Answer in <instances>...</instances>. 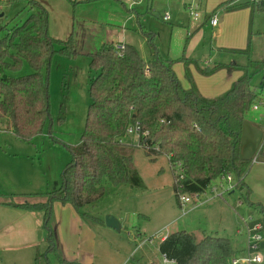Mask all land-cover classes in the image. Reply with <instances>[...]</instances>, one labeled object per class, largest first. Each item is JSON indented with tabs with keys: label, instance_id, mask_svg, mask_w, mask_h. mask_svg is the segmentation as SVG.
Masks as SVG:
<instances>
[{
	"label": "rangeland",
	"instance_id": "1",
	"mask_svg": "<svg viewBox=\"0 0 264 264\" xmlns=\"http://www.w3.org/2000/svg\"><path fill=\"white\" fill-rule=\"evenodd\" d=\"M230 1H235V5L249 1V6L227 11L224 4ZM240 2L143 0L134 5L132 0H49L46 8L51 35L64 41L72 36L75 51L71 55L55 53L50 67L43 71V75L50 77V117L42 132L32 138H19L12 131L9 118L0 116V202L15 198H20L18 202H42L47 192L61 187L62 174L72 159L71 148L81 141L91 103V55L104 45L114 43L118 47L122 41L134 45L140 56L149 60L153 58V51L141 32L150 31L155 34L158 54L164 61L175 63L176 73L184 84H188L181 60L184 57L198 62L201 68L220 62L264 58V13L253 12L250 0ZM26 5V0H0V26L24 20L30 13ZM192 11L199 13L198 20L194 19ZM167 12L170 20L163 19ZM210 15H216L219 24L223 18L224 22L213 27L209 23ZM188 34L192 35L189 40ZM250 42L247 55L230 51L244 49ZM188 68L192 70L199 92L212 98L230 89L241 76L239 71L226 68L204 76L195 63ZM30 72L31 68L25 63L19 71L4 73L21 76ZM251 85L258 91L254 104L264 93V73H254ZM247 118L264 129L263 106L259 110L252 107ZM127 140L135 146L134 164L143 180V188L135 192L127 184L115 187L104 182L108 194L85 209L96 219L81 216L78 224L63 204L54 203L50 223L56 228L58 239L66 237L70 245L80 251L91 242L89 249L84 250L87 254L83 260L85 264H162L164 256L158 249L161 237L182 230L194 232L198 239L208 233L230 237L233 248L240 250L246 246L245 221L248 225L264 224V211L249 206L246 200L249 197L264 206V162H254L246 178L252 190L249 195L245 186H237L234 181V188L227 190L226 181L217 179L201 197L212 198L211 201L195 209L190 203L183 210L175 197L173 172L167 157L161 155L151 159L139 147L135 134ZM215 187L218 192L213 191ZM106 215L119 220L120 230L100 221H105ZM236 230L243 232L238 238ZM47 252L44 246L39 254L32 248L2 250L0 264L3 259L17 254H34L37 256L35 262L40 264H47V254L50 264H54L59 251ZM259 252L263 258L259 264H264V242Z\"/></svg>",
	"mask_w": 264,
	"mask_h": 264
},
{
	"label": "trees",
	"instance_id": "2",
	"mask_svg": "<svg viewBox=\"0 0 264 264\" xmlns=\"http://www.w3.org/2000/svg\"><path fill=\"white\" fill-rule=\"evenodd\" d=\"M26 1L30 13L24 20L0 26V116H7L14 134L23 139L42 132L50 117V77L43 71L50 67L55 53L71 55L75 51L72 36L66 41L51 36L48 10L36 0ZM250 4L253 12L264 13V0ZM141 34L153 51L152 59L142 58L131 44L120 49L109 43L91 55V103L81 141L71 148L72 159L62 174L61 187L47 192L42 202L10 203L44 213L48 252L57 248V233L50 223L54 203L69 204L80 216L94 218L85 209L108 194L104 182L115 187L127 184L135 192L143 188L134 164L135 146L127 140L128 128L136 124L149 133L139 135V147L153 160L167 157L180 205L181 195L203 194L214 180L227 175H232L237 186H245L247 195L252 191L246 178L254 161L240 159V143L243 123L258 95L251 80L254 73H264V58L201 68L184 57L185 86L175 63L158 54L155 34L144 30ZM250 45L230 51L247 55ZM25 63L32 72L21 76L4 73L19 71ZM193 63L204 76L222 68L239 71L241 76L230 89L209 98L195 84L188 68ZM256 162H264V144ZM246 200L249 206L264 211L261 202ZM159 250L176 264H231L240 254L230 237L206 234L198 239L186 230L169 234L159 243Z\"/></svg>",
	"mask_w": 264,
	"mask_h": 264
},
{
	"label": "crops",
	"instance_id": "3",
	"mask_svg": "<svg viewBox=\"0 0 264 264\" xmlns=\"http://www.w3.org/2000/svg\"><path fill=\"white\" fill-rule=\"evenodd\" d=\"M36 1L41 3L45 8L47 7V4L49 2V0H36ZM141 1H143V0H132V4H134V5L139 4V3H141ZM238 1L240 2L241 0H238ZM254 1L255 0H250V3L253 4ZM247 3H249V1L246 3L240 2V3L236 4L237 5L236 6L235 1H230V2H225L224 5L226 7L233 6V7H235L233 9H236V8H243L244 4H247ZM240 4L242 5V7H238ZM230 10H232V9H229L227 11H230ZM251 10H252V8H251ZM219 11H221V10H218V12ZM211 17H212V15H210V18ZM223 22H224V18H223V21L221 23H223ZM209 23L211 24L210 20H209ZM220 24L218 22V24L216 26H213V25L212 26L218 27ZM50 28H49V31H50ZM191 37H192V35L188 34L187 40H189ZM54 38L61 39L58 37H54ZM120 40H123V37H121ZM119 42L124 44L122 41H119ZM175 70H176V68H175ZM191 72H192V70H191ZM240 74H241V72H240ZM184 85L187 86V84H184ZM204 96L212 98L209 95H204ZM18 200H20V198H15L14 200L10 199L9 201L18 202ZM9 201L5 200V201L0 202V252L2 250L16 251V250L32 248L33 250L35 249V252L37 254H39L42 246H44L46 251H48L47 230L43 226L44 213L38 212V211L23 210L21 208L13 206L12 204H10L11 202H9ZM58 203L59 202H56V204H58ZM198 207H199V205H198ZM198 207H197V205L196 206L193 205L192 209H195ZM64 209L67 210V212L74 218V221L77 224H78V221L80 223L81 216L71 205H69V204L64 205ZM190 211H192V210H190ZM37 215H39L40 218H38ZM55 230H56V228H55ZM75 232H76V230H75ZM56 233H57V230H56ZM235 233H236L235 235L237 238L239 237V235H241L237 232V230ZM87 234H90L89 230H87ZM167 234L168 233L164 234L161 237L160 242L168 236ZM208 234H210V233H208ZM78 238H79V236H78ZM70 244L71 243L69 242L68 239H66V237H65V240H64V237H59V239H58V235H57L56 251L58 250L59 252L56 253V259L57 260H55L54 262L56 263L57 261H59V262H57L58 264H85L83 262V260L85 259L87 254L84 250L89 249L91 242H87L81 251L75 250L74 246H71ZM92 244L93 245L95 244L94 239L92 240ZM158 249H159V245H158ZM244 249H245L244 247L242 249H240L239 255L244 254ZM159 252H160V250H159ZM46 256H47V264H50L51 261H50L47 254H46ZM36 257L37 256L34 254L32 256H30V255L22 256L20 254H17L15 256L11 257L10 259H6V260L3 259L2 264H40L38 262H35ZM162 264H163V262H162ZM256 264H259V263H256Z\"/></svg>",
	"mask_w": 264,
	"mask_h": 264
},
{
	"label": "built area",
	"instance_id": "4",
	"mask_svg": "<svg viewBox=\"0 0 264 264\" xmlns=\"http://www.w3.org/2000/svg\"><path fill=\"white\" fill-rule=\"evenodd\" d=\"M255 1H259V0H255ZM192 15L194 17L195 20L199 19V13L198 12H193L192 11ZM171 16L170 13H165L163 16L164 20H170ZM210 22L211 25L216 26L218 24V18L216 15L212 16L210 18ZM124 47V45H118V48L122 49ZM261 106L264 107V93L261 94L259 100H257V102H255L252 107L254 110H259L261 109ZM264 132V129H263ZM127 134L128 136H131L133 134L137 135L139 137L140 134L147 136L149 133L148 131H141L140 129V125L136 124L134 127H130L127 130ZM264 143V140L262 142V145ZM262 147V146H261ZM261 149V148H260ZM260 151V150H259ZM258 151V152H259ZM257 160V154L254 157L253 161L256 162ZM222 180H225L227 185V190L233 189L234 188V179L232 177V175H227L225 177L221 178ZM224 185H220V188H222ZM218 188H213L214 192H218L217 190ZM202 195H206V192L203 194H197V193H193V194H184L180 196V203L181 206L183 208V210H185V207L187 206V204L193 203V205H200L202 203L208 202L209 200H211L212 198H206V199H202ZM218 195V194H217ZM220 196H223V194H220ZM246 223V246L244 249V254L242 255H238L236 257H234L231 260V264H254V263H261L263 261L262 258V254H260V244L262 242H264V224H262L261 222H254L251 225H248L247 222ZM239 234H242L243 232L241 230L237 231ZM164 256V255H163ZM150 264H156L154 262H151ZM163 264H176L175 260H171L169 258H167L166 256H164L163 259Z\"/></svg>",
	"mask_w": 264,
	"mask_h": 264
},
{
	"label": "water",
	"instance_id": "5",
	"mask_svg": "<svg viewBox=\"0 0 264 264\" xmlns=\"http://www.w3.org/2000/svg\"><path fill=\"white\" fill-rule=\"evenodd\" d=\"M264 140V132L257 125L253 124L249 119L243 123L241 143H240V159L253 160L262 146ZM107 226L120 230L121 224L119 220L111 215L105 216Z\"/></svg>",
	"mask_w": 264,
	"mask_h": 264
}]
</instances>
